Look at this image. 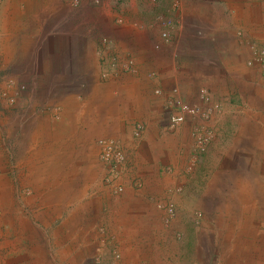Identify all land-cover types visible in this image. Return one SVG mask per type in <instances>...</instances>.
I'll return each instance as SVG.
<instances>
[{"label":"crops","instance_id":"1","mask_svg":"<svg viewBox=\"0 0 264 264\" xmlns=\"http://www.w3.org/2000/svg\"><path fill=\"white\" fill-rule=\"evenodd\" d=\"M155 3L0 0V73L29 80L0 113V264H264V67L244 63L264 0ZM161 13L178 21L169 42ZM174 87L220 104L197 121L213 135L193 166L195 123L167 125ZM106 138L124 156L112 172Z\"/></svg>","mask_w":264,"mask_h":264},{"label":"built area","instance_id":"2","mask_svg":"<svg viewBox=\"0 0 264 264\" xmlns=\"http://www.w3.org/2000/svg\"><path fill=\"white\" fill-rule=\"evenodd\" d=\"M65 1L69 3L70 6H77L81 0ZM149 1L155 3L157 0ZM176 7L177 5L174 6V8ZM157 20L160 24L159 35L162 41L169 42L174 38L173 29L178 24L177 19L171 14L161 13L157 15ZM249 47L250 57L246 61L247 65L264 67V47L258 46L255 43H250ZM115 62H117V60H115ZM124 66H127V69L130 71H135V62L132 57L126 59ZM110 74L111 71L103 73L105 77L110 76ZM20 88L22 89L23 85H21ZM156 93H161V90H156ZM198 95L200 99L198 103H186L182 100L179 90L174 87L170 91L168 99L165 101L168 109L167 125L169 128L183 124L186 121L195 123L193 124L191 131L193 145L189 166H193L197 158L207 150L213 135L211 130L200 125L197 121L201 123V121L209 120L213 113L220 108V104L217 101H214L206 87H201L198 91ZM10 102H13V99H10ZM141 129L142 127L138 126L135 134L138 135ZM98 145L100 149L98 155L99 160L104 165L109 166L111 172L116 171V169L112 168V164H118L122 162L124 158L119 142L113 138H106L100 139ZM135 185L139 188L142 187L141 181H136ZM118 190L121 191L122 188L117 187V191ZM156 206L165 214V217L163 218L165 223H167L175 214L174 207L170 202L160 201ZM116 256L118 257V254H116Z\"/></svg>","mask_w":264,"mask_h":264},{"label":"rangeland","instance_id":"3","mask_svg":"<svg viewBox=\"0 0 264 264\" xmlns=\"http://www.w3.org/2000/svg\"><path fill=\"white\" fill-rule=\"evenodd\" d=\"M157 1H156V3H157ZM248 45H250V44H248ZM249 54H250V49H249ZM247 59L248 58H245V60H244L245 67H247L248 69L255 68L254 67L255 65L254 66L247 65V62H246ZM1 71L2 70H0V72ZM262 72H263V69H262ZM260 75L264 76V73H261ZM245 79L252 82V86H255L254 82H258L257 79L255 78V75H253V74L247 75V77ZM21 85H23L22 89L20 88ZM28 85H29V80L27 81V80H25L24 77H18L16 75L12 74L9 69L4 70L3 73H0V113H1L2 109L3 110H8V108L11 109L15 105V103L19 100V98L21 96H23L24 93L28 92V88H29ZM208 91H209V89H208ZM10 99H13V102H10ZM241 222H242V219H241ZM255 222H257L256 219L255 220H252V219L245 220L244 226L241 227L240 230L247 231L249 234L252 233V226L255 224ZM255 226L258 227V224L256 223ZM250 235L253 236L252 234H250ZM230 237L231 236L229 234L228 240H226V243H229ZM212 256H213L212 261H215V262L219 261L220 258H219L218 252L213 253V255H211V257ZM108 264H122V263H108ZM124 264H126V263H124Z\"/></svg>","mask_w":264,"mask_h":264}]
</instances>
